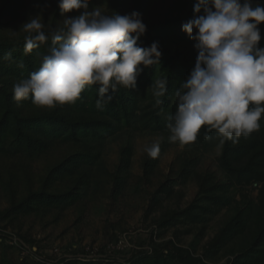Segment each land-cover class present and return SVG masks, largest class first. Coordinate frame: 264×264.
<instances>
[{
	"label": "rangeland",
	"instance_id": "1",
	"mask_svg": "<svg viewBox=\"0 0 264 264\" xmlns=\"http://www.w3.org/2000/svg\"><path fill=\"white\" fill-rule=\"evenodd\" d=\"M191 1L193 5L197 2ZM7 2L8 0H0V37L23 42L27 33L21 26L30 16L37 14L42 16L46 26L52 25L57 0H46L44 11L40 8L39 0H25L23 5L17 7L5 5ZM177 2L178 0H150L144 10L138 11L137 0H125L120 14L138 11L142 14L146 29L153 27V35L162 38L163 42L171 37L170 40H180L182 44H189L188 49L198 51L194 48L195 41L191 40L189 43L187 39L181 38L183 31L180 26L175 27L178 37H174L170 29L162 24L169 13L175 12ZM253 3L263 4L264 0H253ZM92 7H100L109 14L117 12L112 0H93L90 9ZM75 14L77 13L71 15ZM63 18L57 20L56 25ZM262 26L264 28V22ZM40 51L41 47L36 49L37 58L41 56ZM162 73L163 64L159 60L144 69L137 85L146 94L150 93L152 82L161 78ZM93 96L94 92L90 91L87 100ZM159 137L162 136L154 133L105 135L101 138L104 140L102 144L94 143L100 151V157L89 168V183L80 189L78 198L73 203H62L65 200L62 195L59 204H44L36 210L19 212L15 216L5 212L10 208L12 198L7 185L8 163L13 159L18 161L20 154L6 157L1 153L0 264H74L73 260L77 264H126L139 251L150 253L155 247L158 248L155 244L167 239L174 240L180 246L190 247L196 255L213 264L234 260L238 248L249 242L250 234L255 229L259 210L258 207L256 209L260 197L259 186H222L226 179L216 163L219 142L211 145V148L201 145L199 148L189 149L180 143L171 145L158 158L153 172L146 178L143 163L148 155L144 152V146ZM12 138L10 134L8 141L11 150L15 152L18 151V145ZM126 146L132 149L127 169L120 159V151ZM73 150L74 145H58L31 162L30 172L34 174L32 190L40 187L41 178L48 167L57 164ZM184 162L190 163L186 169H183ZM19 169L22 174V166ZM115 176L124 179V184L116 195ZM70 179L56 181L53 188L66 189L70 185ZM204 181L208 188L201 191L200 184ZM214 184L218 186L212 187ZM162 186H166L168 190L159 191ZM25 188L23 184L15 191V202L26 197L28 192ZM53 188L49 189L54 190ZM186 208L191 211L182 212ZM240 209L250 213L245 231L235 235L224 246L216 247L215 254L205 251L206 244ZM196 214L199 218L195 217ZM150 239L156 243L151 245ZM74 250L80 251L74 254ZM79 253L81 254L77 255ZM228 264L236 263L230 261Z\"/></svg>",
	"mask_w": 264,
	"mask_h": 264
},
{
	"label": "clouds",
	"instance_id": "2",
	"mask_svg": "<svg viewBox=\"0 0 264 264\" xmlns=\"http://www.w3.org/2000/svg\"><path fill=\"white\" fill-rule=\"evenodd\" d=\"M89 6L90 0H57L64 17L60 24L46 26L37 14L21 26L27 33L25 53L49 41L50 46L40 56V67L13 84L17 106L29 96L39 107L75 104L86 86L97 85L96 107L102 109L113 99L111 93L120 87L136 89L144 69L158 63L159 42L147 47L138 43L147 27L140 12L109 14ZM74 11L77 14L65 15ZM193 13L181 27L195 41L198 55L174 92L176 110L167 116L168 139L194 143L204 128V139H212L213 131L220 138L219 152L226 141L236 143L261 128L264 46L259 25L264 22V5H253V0H197ZM0 59L11 61L12 53ZM167 86V77L152 82L156 106L163 104ZM162 142L163 137L155 139L144 152L159 157Z\"/></svg>",
	"mask_w": 264,
	"mask_h": 264
},
{
	"label": "trees",
	"instance_id": "3",
	"mask_svg": "<svg viewBox=\"0 0 264 264\" xmlns=\"http://www.w3.org/2000/svg\"><path fill=\"white\" fill-rule=\"evenodd\" d=\"M24 1L8 0L5 5L10 4L9 6L17 7L23 5ZM112 2L117 12L122 13L125 0H112ZM149 2L150 0H137L138 11L144 10ZM92 3L93 0H90L89 7L92 6ZM39 4L41 10L44 11L46 0H39ZM74 12L65 15H71ZM168 15L162 20V24L170 29L174 37H178V33L174 31L175 27H181L194 15L192 1L178 0L175 12ZM62 17L56 3L52 26H55L57 20ZM259 27L262 35L260 44L264 46L262 23ZM153 30L151 26L146 29L138 43L147 47L154 41L159 42L162 52L160 57L163 64L162 77H167L168 80L167 93L162 98L163 104L156 106L152 91L146 94L140 85H137L134 90L118 88L115 93H111L113 99L102 109L96 107V101L99 98L97 85L86 86L81 93V98L75 104L57 105L55 108L39 107L32 103L31 96H29L17 106L12 94L13 84L21 78H27L32 71L37 70L41 61L36 56V49L31 53H25L24 41L0 37V57H3L7 52L12 53L11 61L0 59V154L2 153V156L6 157L20 154L18 161L13 159L8 163L9 181L7 185L12 198L10 208L5 211L7 214L15 216L19 212L36 210L44 204L46 206L59 204L62 195L65 198L62 203L66 205L73 203L78 198L80 189L89 183L91 177L89 168L100 157V151L94 143L102 144L104 140L101 138L107 134H118L119 136H130L135 133L159 134L163 137L159 157L169 146L179 144L170 142L168 139L170 132L166 127L167 116L176 110L174 92L195 66L198 51L188 49L189 44H182L180 40H170L171 37L164 39L163 42L162 38L153 35ZM181 38L187 39L189 43L191 41L184 31ZM49 46L50 41L40 46L41 55L48 52ZM20 61L23 62V67L18 66ZM90 91L94 92V96L87 100ZM260 123V130L253 132L250 137H241L236 143L226 141L216 157L217 166L226 179L223 187L243 188L254 184L259 186L260 195L256 205V209L257 207L259 209L258 218L255 220V229L250 234L249 242L238 248L234 260L228 259L223 264H228L230 261L236 264L237 262L240 264L245 262L264 263V118ZM204 132L205 129L202 128L196 142L184 146L189 149L199 148L201 145L211 148V145L219 142L220 138L215 131L209 133L212 139L207 140L204 139ZM10 134L13 137L11 140H14L18 145V151L11 150V144L8 141ZM5 144L7 145L5 146ZM62 144L74 145L75 150L66 154L65 158L57 164L48 167L46 174L41 178L40 187L37 190H32L34 174L30 172L31 162ZM131 151L130 146H126L120 151V159L125 169L130 164ZM159 157L153 159L147 156L144 160L146 178L153 172ZM188 162H184L183 169L189 166ZM20 166H22V174L19 173ZM68 178H71L70 185L66 189L53 188L56 181ZM114 181L116 187L114 194L116 195L118 189L124 184V179L115 176ZM23 184H25L28 194L19 202H15V191L20 189ZM216 186L218 185L214 184L212 187ZM212 187L210 186V188ZM207 188L208 185L205 184V181L200 184L201 191H205ZM160 190L167 191L168 188L162 186ZM156 201L157 199L154 202ZM190 211V208H186L182 212ZM249 216L250 213L247 210H238L206 244L205 251L215 254L216 247L224 246L232 241L235 235L243 233ZM195 217L199 218L198 214ZM150 241L151 245L156 243L152 239ZM155 246L158 248L155 247L150 253L137 250L138 254L126 264H213L205 261L200 255H196L190 247L180 246L172 239L164 240ZM164 250H167V253H164ZM78 251L74 250L73 253L76 254ZM72 262L77 264L74 260Z\"/></svg>",
	"mask_w": 264,
	"mask_h": 264
},
{
	"label": "built area",
	"instance_id": "4",
	"mask_svg": "<svg viewBox=\"0 0 264 264\" xmlns=\"http://www.w3.org/2000/svg\"><path fill=\"white\" fill-rule=\"evenodd\" d=\"M54 250H55V251H58V248H55ZM80 254H81V253H79V254H77V255H80ZM78 258H79V256H78ZM81 259H82V258H81Z\"/></svg>",
	"mask_w": 264,
	"mask_h": 264
}]
</instances>
